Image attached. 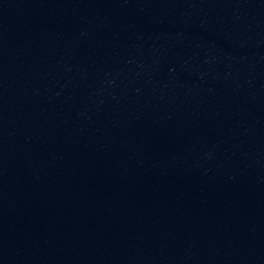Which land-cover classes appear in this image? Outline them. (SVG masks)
I'll return each mask as SVG.
<instances>
[{
    "label": "water",
    "instance_id": "obj_1",
    "mask_svg": "<svg viewBox=\"0 0 264 264\" xmlns=\"http://www.w3.org/2000/svg\"><path fill=\"white\" fill-rule=\"evenodd\" d=\"M264 194V0H0V198Z\"/></svg>",
    "mask_w": 264,
    "mask_h": 264
}]
</instances>
